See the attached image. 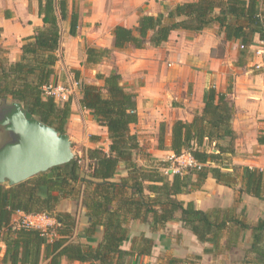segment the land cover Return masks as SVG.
Returning a JSON list of instances; mask_svg holds the SVG:
<instances>
[{
	"label": "trees",
	"instance_id": "1",
	"mask_svg": "<svg viewBox=\"0 0 264 264\" xmlns=\"http://www.w3.org/2000/svg\"><path fill=\"white\" fill-rule=\"evenodd\" d=\"M43 25L23 39L20 59L8 62L0 57V103L19 101L41 122L66 132L72 98L57 102L44 97L42 86L53 81L60 46V20H68L69 33L77 34L79 13L67 0H36ZM218 26L225 40H237L248 47L255 36L264 41V0H194L175 5L166 14L142 15L136 28L116 25L112 29L113 47L128 44L142 48L147 43L160 46L176 29L200 31ZM1 31V28H0ZM107 47H85L84 66L110 57ZM0 54H2L0 47ZM76 81L78 69L72 70ZM101 84L81 82L80 106L92 112L97 125L106 129L108 150L98 146L99 135L89 136L83 149L88 161L82 175L77 160L54 166L17 184H0V264H133L134 256H150L154 240L144 233L133 236L129 248L131 223L139 222L156 232L176 220L203 243L204 253L237 246V232L249 233L241 264H264V219L250 222L233 206L197 208L193 201L178 195L201 189L211 177L217 184L237 189L239 200L248 195L264 200V170L233 163L236 132L232 121L235 107L226 92L210 86L203 93L201 110L189 121L172 123L169 145L166 129L160 124L158 149L175 156L188 152L198 166L180 172H167L170 160H157L140 145L130 126L137 123L135 94L121 85V75L112 69L96 73ZM56 81V80H55ZM264 144V135L258 136ZM138 160H142L139 163ZM77 201L82 220L76 213L61 211L65 199ZM17 212L46 213L56 225L41 229L11 223ZM83 223L81 231L77 228ZM99 232V233H98ZM226 233L227 238L224 236ZM200 254L172 257L168 264H197Z\"/></svg>",
	"mask_w": 264,
	"mask_h": 264
},
{
	"label": "crops",
	"instance_id": "2",
	"mask_svg": "<svg viewBox=\"0 0 264 264\" xmlns=\"http://www.w3.org/2000/svg\"><path fill=\"white\" fill-rule=\"evenodd\" d=\"M67 1L70 8L74 4L78 10L79 25L76 36L69 33V24L68 27L60 30V46L57 51L59 59L55 64L54 80L57 79V75L61 77L62 71L58 68L59 63L63 62L66 66L70 65V68L78 69L80 78L77 82L79 84L84 82L85 70L90 67L82 64L85 46L81 43L86 42L87 46L110 48V57L102 60L103 65L101 63L97 65L103 66V70L100 71L104 74L115 69L121 75L122 87L135 94L138 121L130 126L131 132L137 135L140 145L144 146L152 157L167 156V158L173 153L156 147L160 124L165 125V144L169 145L172 123L177 119L191 120L194 112L201 110L203 93L207 88L213 86L218 92H226L229 87L227 96L233 101L235 107L232 125L236 132V153L233 163L264 170V144L257 141L258 136L264 135V63L259 69L254 66L259 61V57L253 51L260 41L257 36L252 45L241 49L239 41L225 40L223 33L219 32L218 26L214 24L200 31L173 30L168 40L160 46L147 43L142 48H135L128 44L122 49H115L112 29L116 25L136 28L142 15L166 14L177 4L194 0ZM96 23L100 24V28L94 30ZM42 25L36 0H0L2 51L0 57L6 58L8 62L20 59L23 39L32 36ZM79 46H82V52L78 67L75 64V53ZM62 51L63 54H61ZM84 80L91 82L86 78ZM94 83L102 82L97 79ZM80 96L78 85L72 97L70 119L78 112L85 111L94 121L92 112L80 106ZM70 119L67 122V132L71 130ZM95 126L97 127L92 134L99 135L104 131L106 133L104 127L97 124ZM104 138L107 142L103 149L107 151L109 143L107 134ZM83 141H85L83 145L87 146L86 139ZM236 196L238 199L237 189L217 184L211 177L205 180L201 189L178 195L180 199L193 201L194 205L200 209L233 206L236 211H243L245 219L250 222L256 221L263 215L260 203L264 200L243 195L241 201L234 203L232 197L236 198ZM255 208L259 209V213L250 216ZM19 215V212L14 214L13 219ZM77 218L78 221L82 220L81 214ZM136 223L141 225L139 234L144 233L154 240L151 255L155 249H159L158 254L160 251L172 249L174 244L171 241L177 238V234H179L178 237L182 234L196 239L176 220L167 222L165 227L156 232L150 231L144 224ZM82 226L83 223L80 222L77 228L78 233ZM131 232L132 229H130V239L123 244L125 249L129 248L132 237L139 235H133ZM200 243L204 248L210 245V243ZM3 250L2 246L0 257ZM194 254L200 253L194 252L191 256ZM151 255L138 256V258L151 257ZM151 259L156 258L152 256ZM42 264H45V261ZM62 264H65L64 259Z\"/></svg>",
	"mask_w": 264,
	"mask_h": 264
},
{
	"label": "water",
	"instance_id": "3",
	"mask_svg": "<svg viewBox=\"0 0 264 264\" xmlns=\"http://www.w3.org/2000/svg\"><path fill=\"white\" fill-rule=\"evenodd\" d=\"M0 131V184H17L74 159L69 135L41 122L19 101L0 103Z\"/></svg>",
	"mask_w": 264,
	"mask_h": 264
},
{
	"label": "rangeland",
	"instance_id": "4",
	"mask_svg": "<svg viewBox=\"0 0 264 264\" xmlns=\"http://www.w3.org/2000/svg\"><path fill=\"white\" fill-rule=\"evenodd\" d=\"M99 25H100L99 23H96L93 29L95 30V29L100 28ZM59 26H60V30H63V27H68V20L67 21L60 20ZM81 44H83L85 47L87 46L86 42H83ZM63 50H64V48H63ZM81 52H82V46H79L78 50H76V53H75L76 54L75 55V64H77L76 66H78V67H79L78 63L80 60ZM63 53L64 52L62 51L61 54H63ZM100 63L102 65L104 64L102 61ZM69 66L70 65H68V66L64 65L63 62L59 63L58 69L62 71V75H61V77L59 75H57L56 81L63 82L65 84L72 83V81H74L75 78H74V73L72 71L73 68H70ZM89 67H90V69L85 70V75L83 77V81L86 82L84 80V78H86V79H88V81H91L89 83H94L97 80L96 73L101 72L100 70L103 68V66L99 65V67H98V65L96 64V65H91ZM94 84H96V83H94ZM69 119H70V117H69ZM94 121L92 120L89 113H87L85 111H82V113L78 112L77 114L72 116V119H70V122H71L70 132H67V130H66V133L69 135L70 140L72 141V149L74 151V159L77 160V162L80 166V173L82 175H84L88 170V166H87L88 161L83 156V149L86 148L87 146L91 145L89 143V136L92 134L94 129L97 127V126H95V124H97V123ZM104 133H105V131H104ZM104 133L99 134L100 139H99V142L97 145L100 146L101 148H104L106 145V142H107V141H105V138H104L106 136V133L105 134ZM84 139H86L87 146L83 145V142H85V141H83ZM153 158H155L157 160H159V159L169 160L167 158V156L166 157L160 156V157H153ZM138 162L142 163V160H138ZM177 168H178L177 163L170 161V164L168 165V168H167V172H170V173L174 172L173 169L176 170ZM183 168H185V167H183ZM183 170H185V169H183ZM234 190H236V189H234ZM242 197H243V195H242ZM228 200H229V198H228ZM232 201L234 203H236V202H239L241 200L237 199V196H236V198L232 197ZM260 209H262V213H263V215H261L260 217H262L264 219V201L262 203H260ZM59 210L76 213L77 216L79 214H82V210L80 209V206L77 203V201H75L71 198L65 199L61 203ZM258 213H259V209L255 208V210L250 213V216L257 215ZM140 227H141V225H139L138 223H131L130 224V229H132L131 233L133 235L139 234L141 232ZM178 235L179 234H177V238H175V240L171 241L172 244H174L172 249L169 248L167 251H164V252L160 251L159 254H158L159 249H155V251L151 255V257L153 256L156 259H151V257H141V259H140V258H138V256H135L132 259L133 264H167L169 259H171L173 256L183 257L182 255H184V257H188V256H191L194 252H199L202 256L201 260L195 261V262H197V264H241V260H242V256H243V249L250 242L249 233L244 234L242 231H239L236 234L237 240H238L237 246L232 247L230 249L224 248L222 243H223L225 238L223 237L221 240V243H220L221 247H220L219 252L212 254V253H204L203 252V249H204L203 244H201L196 239L195 240L192 239V237L190 235H187V237L183 236L182 234H180V237H178ZM224 236L227 238L226 233ZM128 239H130V237ZM127 242H128V240H127ZM127 242L125 244H127ZM191 252H193V253H191ZM157 254H158V256H157ZM175 254H179V255H175Z\"/></svg>",
	"mask_w": 264,
	"mask_h": 264
},
{
	"label": "built area",
	"instance_id": "5",
	"mask_svg": "<svg viewBox=\"0 0 264 264\" xmlns=\"http://www.w3.org/2000/svg\"><path fill=\"white\" fill-rule=\"evenodd\" d=\"M240 47L241 49L247 48L243 45H240ZM253 51L255 55L259 57V61L256 62L254 66L259 69L263 67L264 63V41H259L258 44L255 45ZM78 85L79 82L77 81H72V83L65 84L63 82L53 80L43 85L42 91L44 97L52 98L57 102H63L69 100V98H72L75 95ZM168 159L172 162H176L178 165L176 170L173 169L174 172H180L183 169L198 166L197 162L188 152H183L178 156L173 154ZM19 214L20 215L18 217H14V219L12 218L11 223L21 227H36L45 230L55 226L57 223L54 216L46 213L24 214L19 212ZM3 230L4 229H0V234L3 232Z\"/></svg>",
	"mask_w": 264,
	"mask_h": 264
}]
</instances>
